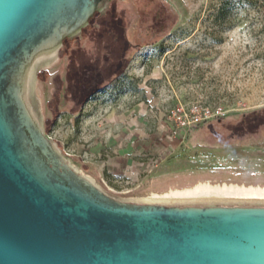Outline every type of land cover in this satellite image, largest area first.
<instances>
[{
    "label": "rangeland",
    "instance_id": "1",
    "mask_svg": "<svg viewBox=\"0 0 264 264\" xmlns=\"http://www.w3.org/2000/svg\"><path fill=\"white\" fill-rule=\"evenodd\" d=\"M101 2L104 29L88 47L41 48L26 71L28 103L32 71L64 69L54 120L43 125L30 111L43 138L22 128L35 152L53 160L49 171L75 172L121 208L204 207L175 201L192 195L264 199V127L239 128L246 116L264 112V0L242 7L228 30L214 19L218 0H85L82 20ZM110 30L125 31L133 47L118 74L103 56L115 39ZM220 108L229 123L204 125L203 113ZM179 116L202 123L182 130Z\"/></svg>",
    "mask_w": 264,
    "mask_h": 264
},
{
    "label": "water",
    "instance_id": "2",
    "mask_svg": "<svg viewBox=\"0 0 264 264\" xmlns=\"http://www.w3.org/2000/svg\"><path fill=\"white\" fill-rule=\"evenodd\" d=\"M83 6L0 0V264H264V212L121 208L29 164L9 77L37 38Z\"/></svg>",
    "mask_w": 264,
    "mask_h": 264
},
{
    "label": "bare ground",
    "instance_id": "3",
    "mask_svg": "<svg viewBox=\"0 0 264 264\" xmlns=\"http://www.w3.org/2000/svg\"><path fill=\"white\" fill-rule=\"evenodd\" d=\"M86 6L75 11L71 16L64 18L60 22L47 31L44 35L37 38L30 47L18 59L9 77V100L11 102V112L14 121L18 126L23 127L29 135L39 134L41 138V129L37 122L31 116L27 105L23 99V91L25 86L26 71L28 65L32 62L35 55L41 48L53 47L60 43L65 36L72 35L85 22L82 20ZM51 45V46H50ZM21 145L26 155L29 164L37 171L41 168L44 172L46 166L53 162L45 156L38 155L34 150V145L29 137L25 134L21 135ZM44 162V163H43ZM41 173V170H40ZM63 179L67 184L71 185L76 191L85 194L88 197L106 203L114 204L112 201L106 199L92 183L78 176L75 172L65 169L62 174ZM167 199V198H166ZM176 203L204 206L198 207L191 211H258L264 212V199L256 197H239V196H222V195H192L189 197H177ZM150 202V201H149ZM155 202V201H154ZM170 204V203H169ZM174 204V203H173ZM167 206V205H166Z\"/></svg>",
    "mask_w": 264,
    "mask_h": 264
},
{
    "label": "crops",
    "instance_id": "4",
    "mask_svg": "<svg viewBox=\"0 0 264 264\" xmlns=\"http://www.w3.org/2000/svg\"><path fill=\"white\" fill-rule=\"evenodd\" d=\"M106 8H103L102 2L97 6L85 19L84 24L81 26V29L79 28L74 32L72 35L67 36L64 40L60 42V47L64 48L65 46H74L78 45L80 41H82L83 45L85 47H88L90 42L92 41V37L96 30L102 28L104 29V10ZM113 25L119 30V24L122 23V20L120 18H112ZM142 19L140 18L137 19L135 30H132L129 35V39L131 40H136L139 36V27L141 26ZM108 24V23H106ZM138 27V29H136ZM113 30V29H112ZM103 32H98V36L102 35ZM113 35L115 37L114 42H111L109 45V48L107 47V54L106 58V63H115L116 67V74H118L120 71L123 70V65H122V60H124L125 54H128V57L133 59L131 57V45L129 43H125L126 37H125V31H121V33L115 34V32L110 30V36ZM112 38V37H111ZM100 39L103 41V45L106 44V37H103ZM124 42V44H123ZM105 49V47H104ZM130 51L128 52V50ZM64 51V50H63ZM72 57V55H69V58ZM70 65L72 66H77V64H71L69 63V68ZM44 67V66H43ZM59 67V66H58ZM64 67V66H63ZM68 68V69H69ZM48 70H43V69H38L35 73L32 71L30 73V78L28 77V85L32 86L33 91H32V96H28L27 100L28 103L27 105L29 106V110L32 111L33 113L39 117V120L43 125L48 124V122L54 120L56 117V114L59 113L60 108H61V98L63 95L62 90L64 87V82L65 81V74L63 75L62 73L64 72V69L62 72H60L59 68H57V65L51 70L49 68H46ZM64 77V78H63ZM131 140V139H130ZM120 162H124V159L121 160L119 158Z\"/></svg>",
    "mask_w": 264,
    "mask_h": 264
},
{
    "label": "trees",
    "instance_id": "5",
    "mask_svg": "<svg viewBox=\"0 0 264 264\" xmlns=\"http://www.w3.org/2000/svg\"><path fill=\"white\" fill-rule=\"evenodd\" d=\"M219 1V8L216 10L214 14V19L216 23L221 25L222 30H228L233 27V19L235 16L238 15L239 10L244 6H256L259 1L261 0H218ZM94 93V92H93ZM255 121L252 119L256 118ZM244 120L240 122L239 128L247 129L248 131H257L259 128L264 127V112L262 114L260 112H254L249 116L243 118ZM245 119H249L250 122H244ZM227 116L223 118L214 119L213 122L217 123H229ZM210 122V121H209ZM209 122H205L204 125H207ZM203 125V126H204ZM211 125V124H210ZM197 129V128H196ZM195 129V130H196ZM194 130V131H195Z\"/></svg>",
    "mask_w": 264,
    "mask_h": 264
},
{
    "label": "built area",
    "instance_id": "6",
    "mask_svg": "<svg viewBox=\"0 0 264 264\" xmlns=\"http://www.w3.org/2000/svg\"><path fill=\"white\" fill-rule=\"evenodd\" d=\"M226 115L227 114H226V112L223 111V108H220L215 113L211 112L210 110H206V112L203 113V118L201 119V121L207 122V121L214 120V119H217V118H223ZM178 119L180 121H182V122H180L182 124V126H183V129L182 130H184V129L189 130V128L191 127L192 124L200 125L202 123L201 121H197L196 120V121H189L188 124H187V122H184L182 120V117L181 116H179ZM186 125L189 126V128H187ZM173 132L177 136L178 135L177 133L180 132V128L173 129Z\"/></svg>",
    "mask_w": 264,
    "mask_h": 264
}]
</instances>
